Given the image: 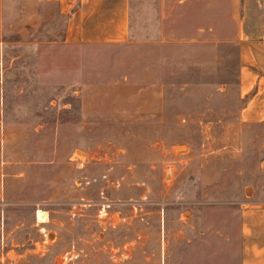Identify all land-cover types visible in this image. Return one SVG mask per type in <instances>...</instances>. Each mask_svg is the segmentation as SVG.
<instances>
[{
    "label": "rangeland",
    "instance_id": "374dc122",
    "mask_svg": "<svg viewBox=\"0 0 264 264\" xmlns=\"http://www.w3.org/2000/svg\"><path fill=\"white\" fill-rule=\"evenodd\" d=\"M40 13L0 0V264H239L264 128L235 48H55L19 35Z\"/></svg>",
    "mask_w": 264,
    "mask_h": 264
},
{
    "label": "crops",
    "instance_id": "0c3cea01",
    "mask_svg": "<svg viewBox=\"0 0 264 264\" xmlns=\"http://www.w3.org/2000/svg\"><path fill=\"white\" fill-rule=\"evenodd\" d=\"M44 14L18 19L22 39L50 41L55 48L123 44L139 35L158 46L168 42L214 41L235 48L240 120L264 128V0H28ZM55 10L56 12H52ZM50 12V13H49ZM43 26V27H42ZM35 45V44H34ZM239 264H264V192L253 193L242 210Z\"/></svg>",
    "mask_w": 264,
    "mask_h": 264
},
{
    "label": "water",
    "instance_id": "95a60500",
    "mask_svg": "<svg viewBox=\"0 0 264 264\" xmlns=\"http://www.w3.org/2000/svg\"><path fill=\"white\" fill-rule=\"evenodd\" d=\"M75 155H76L79 159H81V157L83 156V153L80 152V151H76V152H75ZM170 175H171L170 172H167V176H166V177H167V180L170 179Z\"/></svg>",
    "mask_w": 264,
    "mask_h": 264
}]
</instances>
